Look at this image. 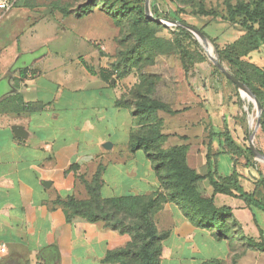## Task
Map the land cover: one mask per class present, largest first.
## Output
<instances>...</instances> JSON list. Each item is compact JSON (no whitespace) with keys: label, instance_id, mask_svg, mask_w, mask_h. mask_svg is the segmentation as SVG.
I'll list each match as a JSON object with an SVG mask.
<instances>
[{"label":"crops","instance_id":"1","mask_svg":"<svg viewBox=\"0 0 264 264\" xmlns=\"http://www.w3.org/2000/svg\"><path fill=\"white\" fill-rule=\"evenodd\" d=\"M53 1L19 0L0 19V264H117L104 259L131 238L103 222L68 223L55 202L87 193L84 180L99 167L103 199L150 196L162 183L145 152L130 150L135 117L117 107L123 93L114 80L89 73L86 57L53 51L50 39H38L41 27L51 36L56 31ZM240 201L239 210L230 208L245 227L252 212ZM156 222L170 233L161 264L227 256L213 233L195 227L174 203Z\"/></svg>","mask_w":264,"mask_h":264},{"label":"rangeland","instance_id":"2","mask_svg":"<svg viewBox=\"0 0 264 264\" xmlns=\"http://www.w3.org/2000/svg\"><path fill=\"white\" fill-rule=\"evenodd\" d=\"M126 3L132 11L130 15L122 17V0H54L49 7L52 8L50 19L56 24V31L51 36L41 27L38 39H50L53 51L59 50L62 53L68 49L67 54L73 58L76 55L78 59L79 55L86 57L97 76L114 80L113 85L118 86L123 93L121 98L125 105L134 108L139 101L164 107V110L157 111L149 118H134V130L141 135L162 134L165 137L162 142L151 147L150 153L186 146L187 166L206 178L207 153L212 144L214 154L222 153L218 157L219 174L222 177L230 175L235 163L244 178L242 184L245 190L253 192L256 185L249 179L245 159L237 160L229 155L223 140L217 135H211L223 132L227 126L237 143L250 149L251 136L257 124L254 101L247 95H241L239 89L226 80L222 73H215V64L209 58L201 38L198 37V40L204 52L192 41L185 39L176 26L167 22L180 17L200 28L209 20L201 15L202 12L234 17L236 20H264V0H150V9L153 6L158 8V17L153 16L160 19L161 23H147L149 19L146 13L145 18L140 17L141 10H145L146 0H127ZM84 6H88L90 12L86 17L78 19L74 13H78ZM63 7L73 12L72 18L58 15L57 12ZM46 10L50 11V8ZM46 10H39V14H44ZM3 23H0V28ZM215 26L219 34L226 27L223 23ZM233 34H230L231 40L236 37ZM209 49L211 56L217 58L211 42ZM189 56L194 62L190 72L187 71ZM204 56L207 61L202 59ZM252 56V62L264 68V49ZM97 86L98 83L93 81L90 90L94 91ZM242 112L246 113L245 118ZM252 140L256 150L264 155V133L261 128ZM248 158L257 169L254 175L260 178L258 188L262 192L258 198L264 203V159L252 154H248ZM198 190L213 197L214 201L216 198L217 207L238 209L243 204L238 198L215 194L207 178L199 183ZM158 192H165L163 186ZM76 198L84 200L88 196L85 193ZM168 203L181 208L178 203L168 201L152 212L151 216L160 234L169 231L159 230L156 216ZM138 212L136 210V214ZM251 212H246L245 227L231 219L226 222L221 238L215 230L211 231L221 248L227 249L226 257L213 259L217 264H264L263 247H253L249 243L250 240L260 245L264 242L260 235V230L264 231V212L256 209ZM124 235L132 240L134 233L127 232Z\"/></svg>","mask_w":264,"mask_h":264},{"label":"trees","instance_id":"3","mask_svg":"<svg viewBox=\"0 0 264 264\" xmlns=\"http://www.w3.org/2000/svg\"><path fill=\"white\" fill-rule=\"evenodd\" d=\"M127 0L121 9L122 17L130 15L131 9ZM152 13L158 17V8L152 7ZM61 13L65 16L73 12L67 8H61ZM79 12L74 13L78 19L86 17L90 9L88 6L81 7ZM204 18L209 19L200 28L191 25L186 19L177 17V21L192 26L200 30L215 47V52L219 62L224 65L236 78L245 83L257 96L264 107V68L259 67L252 62V54L258 53L264 49V20L262 18L251 20H236L234 17L220 16L215 13L202 12ZM140 17L145 18V10H141ZM253 18V17H252ZM147 23L151 20H146ZM225 24V29L220 34L216 24ZM257 24V27L255 26ZM185 39L192 41L196 47L204 52V47L197 37L183 27H176ZM209 29V32L206 30ZM234 33L235 39L231 40L230 34ZM207 61V57L202 58ZM190 72L194 62L188 57ZM84 67L92 75H96L95 70L86 62ZM215 73L221 74L217 66ZM223 74V73H222ZM224 75V74H223ZM225 76V75H224ZM105 81H111V78L101 76ZM226 80L230 81L226 76ZM231 82V81H230ZM232 83V82H231ZM233 84V83H232ZM236 87V86H235ZM117 107H122L131 111L134 117H151L159 110H164L162 105L142 104L137 101L134 108L125 105L122 98L116 102ZM32 107V106H28ZM242 115L246 116L245 112ZM261 130L264 133V111L261 116ZM218 136L223 140L226 152L235 159H245V167L250 175L249 179L254 181L256 189L253 192L245 190L242 180L244 179L235 167L233 172L222 177L219 174L218 157L222 153L214 154L212 144L209 145L207 153L208 173L205 176L214 189L215 194L227 195L242 200L250 209H256L264 212V203L259 190L260 178L254 175L257 172L255 165L248 154H252L251 149H245L240 146L231 130L226 126L223 132L212 134L211 137ZM165 137L162 134L141 135L133 130L131 133L130 150L136 153L143 150L148 159L153 163L154 170L162 183L165 192H155L150 196L119 197L103 199L101 196L102 188V167H99L91 181L84 180L87 191V199L79 200L75 196L67 199H57L55 205L63 208L67 222L72 223L76 218H82L89 223L103 222L106 226L121 234L133 232L132 240L123 248L108 252L104 263L117 264H161L163 252V242L169 237V232L160 234L152 218V212L159 209L168 201L178 203L185 216L197 228L209 231L215 230L218 237L223 236V229L227 221L233 219L232 208L228 206L217 207L213 197L206 196L198 190V185L204 177L199 176L195 170L187 166L186 158L188 148L186 146L174 148L170 151H159L150 153L151 147L162 142ZM264 182V180H263ZM136 210H139L136 214ZM261 238L264 241V231L260 230ZM250 245L264 249L263 244H257L252 240ZM216 260L206 261L204 264H217Z\"/></svg>","mask_w":264,"mask_h":264},{"label":"water","instance_id":"4","mask_svg":"<svg viewBox=\"0 0 264 264\" xmlns=\"http://www.w3.org/2000/svg\"><path fill=\"white\" fill-rule=\"evenodd\" d=\"M145 13H146V16L149 20L161 23L160 19H155L153 16V13L150 9V0H146ZM167 23L172 25V26L183 27V28L187 29L188 31H190L191 33H193L197 37V39H198V37L201 38L205 42V45H206L205 48L208 52V56L214 62L215 66H217L219 68V70L239 89L241 95H244V93H245V94H247V96H249V98L251 100L254 101L256 108H257V124H256V128H255V132L251 136L250 149H251L254 156L259 157L261 159H264V155L256 150V148L253 144V140H252L255 133L259 130V128H261V116H262V113L264 111V107L262 106V104L259 101V99L257 98V96L254 94V92L245 83L241 82L224 65H222L219 62L218 58H214L211 56L210 49H209V42L210 41L200 30H198L192 26H189L187 24H184L182 22L176 21V20H170Z\"/></svg>","mask_w":264,"mask_h":264},{"label":"built area","instance_id":"5","mask_svg":"<svg viewBox=\"0 0 264 264\" xmlns=\"http://www.w3.org/2000/svg\"><path fill=\"white\" fill-rule=\"evenodd\" d=\"M18 1L19 0H0V19L9 13Z\"/></svg>","mask_w":264,"mask_h":264},{"label":"bare ground","instance_id":"6","mask_svg":"<svg viewBox=\"0 0 264 264\" xmlns=\"http://www.w3.org/2000/svg\"><path fill=\"white\" fill-rule=\"evenodd\" d=\"M244 95H247V94L244 93Z\"/></svg>","mask_w":264,"mask_h":264}]
</instances>
